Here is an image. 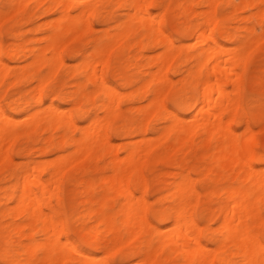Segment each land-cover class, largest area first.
<instances>
[{
    "label": "rangeland",
    "instance_id": "1",
    "mask_svg": "<svg viewBox=\"0 0 264 264\" xmlns=\"http://www.w3.org/2000/svg\"><path fill=\"white\" fill-rule=\"evenodd\" d=\"M17 1L18 0H0V59L5 63L6 67V73L5 71L4 73H0V78L4 77L3 79H0V110L5 113V121H8V123L10 122L8 120L9 118L17 120L15 122L11 121L8 126L10 130L5 134V139L6 141L9 140V142H7L10 144V146L5 144L6 146L8 145V154H4V151L7 150L3 149V153L1 152L2 154L0 157V159L3 158V161L0 162V212L5 208H12L17 203L22 190V183H19V179L25 169L32 168L34 165H41L42 167L49 166L50 169V166L55 162H58L60 157H67L66 154L70 156L73 153L75 146L70 142L58 144L61 135L67 134L71 142L77 141L84 136L83 126L87 127L94 118L97 121H103L106 119L103 123L106 126L107 139L111 145H113L112 148L110 147V150L112 151H110L109 148H99L88 153L86 156L84 155L86 153L77 154L75 160H78L79 157H81V160H78L77 163L75 162V165H73V163V166L69 165L70 163L67 164L66 167H71H67L68 169L63 172L62 177L60 175L58 176L57 180L60 182L57 186L58 192L55 191L56 188L53 186L51 187L53 188V191H51L52 193L50 192V194L46 195L47 200L49 199L50 203H52L50 204L52 209L47 207V209L45 208V212L52 213V211H54L53 209H55L57 213H59L56 214V219L59 221L58 223L62 221L59 226V229H61L59 234L60 239L64 241L67 237L70 238L78 246L80 245L79 247L84 249L88 254L99 255L106 253L105 261L108 264H135L134 262L137 264L139 262V257L135 256L134 251L138 249L140 241L143 238L142 236L144 235L128 239L125 233L126 230L122 229L121 233L123 234V239L114 245L117 247L109 250L107 253L106 249H110L109 245L113 244L111 241L113 235H107L102 246L96 248L89 247L86 238V241L85 239L82 241V233L80 231V225L82 222L79 217L81 215V204L86 196V187L83 184V181H86L87 183L90 180L93 181V183H97L95 197H101L104 193V188L102 189V187L99 186L101 183L99 180L103 176L111 175L113 173L112 165L115 160H117V157L120 159L126 155L123 147L126 144L131 145V142L133 143V141H140L143 137L144 139L152 138L157 146L150 151L148 156L151 157H147V159L140 164L139 168H141V173L138 169L137 171L131 172L129 175V182L132 183H130V186L133 191L135 190V196L144 195L147 202L149 208L146 211V216L149 223H152V225L155 223L154 225H157L155 212L159 210H164L167 215L166 225H169L172 222L174 204L171 201L170 196L167 194L168 187L174 181L177 173L182 172L185 175H189L193 189V194L189 198V202L191 201V206H189V208L191 207L190 213L201 229L198 236L199 241L210 249L209 253L213 257V264H223L219 260V254L215 251V239L219 236V225L223 215L220 209L225 204L226 197L222 194H217L216 192L230 186V184L237 185L239 183L238 181L241 179L237 177V180L235 175H233L235 168L232 163L228 164L225 160L217 158V146L219 145V141L215 139L217 138L216 136H214L210 143L206 144H204V136L202 135H197L193 139V144L187 142L184 145H178L174 139V135H172L170 139H166L164 142L161 141L162 143L157 140V136H159L160 132H162L165 127L171 124V120H165L161 116L162 114H159L158 110H155L156 112L154 111L152 115L146 114L148 113L147 107L153 95L149 90L142 89L141 91L139 88L141 87L140 85H142L141 82L144 80L142 78H146L148 75L146 72L156 69V66H152L155 65L154 62L162 53L163 49L159 46L153 45L140 51L137 50L138 48L135 50L133 46L130 48L128 47L129 50L126 49L127 47L121 48L117 46L114 47V49L110 48L109 51L106 52H110L109 56L106 54L107 60H104L106 63H104L102 67H99L100 69L98 68V73L102 74L105 81L111 87L116 88L120 92L121 98L118 101L119 114H116V117L110 115L107 116L103 108H101L100 103L106 99V94L97 89L95 83L82 69L85 57L90 59L94 55V47L97 44V39L103 37L102 39L107 41L108 33L113 34L123 22L127 21V13L129 12L128 7H130L131 0H96L99 4L95 0H83L94 4L96 2L94 11L88 13L87 26L81 25L78 32L75 30L76 32L74 31V33L71 32L60 36L59 55L62 62L56 71L57 73H53L55 76H52L53 74L51 75L52 71L50 70L49 65L33 64V53L42 50L44 47L43 51L47 54L46 56H51L52 50L49 49V46L47 45L50 41V35L55 31L56 20L59 18L58 16H60L61 7H54V5H51V0H20V2L18 1L19 3H17ZM74 1L75 0H72L71 2V15H76L79 12L77 6L79 2L78 0ZM241 1L242 0H216V3L215 0L152 1L150 8L153 14L155 15L157 13L156 15H158L161 12V27L165 35L171 38L177 46H182L181 44H183L181 52L176 49V54L167 69V83L159 85L157 88L159 92H161L160 99L162 100L164 107L167 108L168 111L177 113L176 115L183 120V126L187 127L196 115L195 110H199V108L206 102L207 97L211 99L209 96L203 97V93H201L202 90L205 89H203V87H205L203 78L205 77H200V79L198 77L197 80L196 76H201V73H203L202 76H204L207 71L212 69V65L215 64V61H212L207 68L208 70H206L204 66L206 63V57H195L196 53L199 54L200 51H203L205 43H202L201 45L200 43L197 45L195 43H197V37L205 26V17L209 16L214 18L213 22L216 19L214 23L210 20L212 24L209 22L211 25H208L209 27L207 26L208 29L206 30L208 31L206 32L208 35L213 33V37L216 39L217 43L220 44V46H217V48L219 47V50L216 48V53L221 55H216V57L218 56L222 60L230 59L235 53L231 54L232 48L236 51L242 44H244V46L246 45L244 54L245 62L237 76L240 79V82L238 87L235 88L236 92L234 90V93H232L234 97L236 96L239 105L236 108V114H234V116L230 111L229 115L228 113L223 114V121H228L231 119L230 117L233 116L230 120L231 128L239 136H241L240 131H243L241 132L242 135L246 131L245 126L252 129L255 132L258 141L254 148L255 153L257 155H264V39H262L264 37V3H262V1L257 3V1L254 0L256 3L254 1L252 2L256 4H254L255 6L253 3V6H245V4L242 3L243 1ZM21 2L22 5H25L22 6ZM39 3L41 5H39ZM48 6L49 8H47ZM237 7H239L238 11L236 10ZM208 12H210V14ZM142 33L143 31L138 27L127 35L130 37L128 40L142 39V41L146 43L147 40ZM64 40L66 41V45L61 48V45L65 42ZM255 42L257 44H254ZM235 47L237 48L235 49ZM28 48L33 49L29 50ZM11 49H17V53L12 57H7V52ZM4 51L6 52L4 53ZM104 57L105 54L102 59H105ZM204 58L205 61H203ZM29 62L32 64H28ZM201 63H203V65ZM228 71L230 70H227V73H230ZM120 76H126L130 79V84L128 83V86L122 84ZM193 77H195V79ZM233 77L236 78L235 76ZM180 78L182 81H179ZM140 79L141 81H139ZM39 83H41L40 85L43 84L41 89L36 85H39ZM78 84H81V86ZM231 87L232 86L229 83L224 88L227 92H232V88L234 87ZM36 88L39 89L40 95L38 98L40 99L35 97L38 95V93L35 94ZM160 89L163 90L160 91ZM135 91L138 93L136 94ZM163 91H165V93ZM75 92H78L77 97L73 95ZM84 92L90 95L88 99H83L82 96ZM122 93H125L128 96H131L130 93H134L132 97L134 95L135 97L132 99L130 97L129 99L127 96L125 98V94L122 95ZM163 93L164 95L162 96L161 94ZM229 94L231 96V93ZM214 95V97H217V93L215 94L214 92ZM221 101H224L223 103L226 102L225 99ZM49 106H53L60 111H66L69 109L70 111H66L67 113L69 112L67 117L71 116L70 119L72 120L73 125L75 124L78 128L73 127L71 123L68 122L70 121L68 118L67 121L65 120L60 124H55L53 120L47 121V118L36 117L39 116L42 108L44 109ZM214 108L218 109L216 106L211 109L214 110ZM82 109L84 112H81ZM213 110L210 113H213ZM32 114H34V116H32ZM209 115L212 116L211 120H213V114L202 113L197 114V119ZM146 116H148L149 119ZM7 117L9 118L7 119ZM37 118H40V120L43 119V122L38 125H33L35 122H40ZM37 120L39 121L37 122ZM27 122L31 124L32 128L35 126L36 128L34 130L30 129V124L28 125ZM122 124H127V126L133 125L134 127H140L139 125L141 124L142 127L144 126L147 128V134L144 136L136 134L127 135L125 133L118 134V132H116L117 128L121 127ZM28 130L30 131L28 132ZM52 134H54V136H52L54 139L51 137ZM152 139L148 142L152 141ZM51 142H54V144L52 145ZM55 143H57V145H55ZM5 145L3 146L5 147ZM40 147H42L43 151ZM107 150L110 152L108 153ZM57 156H59V159ZM215 160H217V163ZM73 161L74 160H72V162ZM252 162L257 168H262L264 166V163L259 161L257 156L252 159ZM208 164L216 165L212 176L207 175ZM40 169L36 172L41 174L43 179L46 180L49 177V169ZM184 170L186 172H184ZM142 174L143 179H140L142 182L139 180V183L135 184V178ZM59 177H61L60 180ZM142 187L144 189H142ZM145 189H147V191ZM54 191L55 194H53ZM36 192L37 194L40 193L39 190H36ZM109 194H111L109 200L110 205L121 202V198L115 196L113 192ZM196 194L197 197L194 196ZM159 198H161V200L158 201ZM202 198L203 200H201ZM151 206L153 207L150 208ZM263 211L264 204L261 205L260 218L255 221L254 225L257 228L261 225L260 228H256L259 230V233L256 229H254V231L256 234L258 233V238L264 244V237H261L264 236ZM14 217L15 216L0 218V264H44L43 261V263H40L41 261L36 262L34 257L31 262L27 263L24 261V256L22 254L17 255L16 263H10L7 260L9 252L13 253L16 249L14 241L18 240L20 235V233L7 230V227H9L10 224L14 226V222L15 225H17L24 221L22 216ZM40 239L41 236L36 234L34 240L37 241ZM78 240L82 244H79ZM28 241L29 240H24L26 243ZM154 242L156 244V239ZM104 243H107V245ZM153 255L154 253L152 256ZM40 256L42 257L41 254ZM236 260L238 261V258H236ZM183 263L184 257L182 253H172L168 251V249L159 250L158 255L153 258L152 263L150 262V264ZM64 264L77 263L66 262Z\"/></svg>",
    "mask_w": 264,
    "mask_h": 264
},
{
    "label": "bare ground",
    "instance_id": "2",
    "mask_svg": "<svg viewBox=\"0 0 264 264\" xmlns=\"http://www.w3.org/2000/svg\"><path fill=\"white\" fill-rule=\"evenodd\" d=\"M18 1L20 2V0ZM18 1L17 3H19ZM152 1L153 0H131V3L129 5L130 7H128L129 12L127 13L128 15L127 21L123 22L119 26V28H117V30L113 32V34L108 33L107 41H104L102 39L103 37H100L97 39V42H96L97 44L94 47L95 48L94 55L90 59L88 57H85V59L83 60L82 69L86 72L89 78L95 83V85L97 86V89L105 92L106 94V99L100 103L101 108H103L107 116L110 115L112 117L113 116L116 117V114L117 115L119 114L118 101L121 98L120 92L116 88L111 87L105 81L102 74L98 73V68L102 67L103 64L106 63V61H104V60H107L106 54H108L109 56L110 52L109 53H106V52H108L110 48L114 49V47H117V46L121 48L127 47L126 49H128V47L130 48L133 46L135 50L136 48H138L137 50H140V51L144 50L145 48H149L153 45L159 46L163 49L162 53L158 56V58L156 57L157 59L154 62L155 65L153 64L154 66H152V67L156 66V69L150 72L147 71L148 73L146 72V74H148L147 77L149 78L147 77L142 78L144 80L141 82L142 85H140L141 87L139 88L141 89V91L142 89L149 90L150 93L153 95L147 107L148 113L146 114L152 115V113H154L155 110L156 111L158 110L159 114H162L161 116L165 120L167 121L171 120V124H169L167 127L164 128L162 132H160L159 136H157L158 138L157 140L160 142L161 141L164 142L166 139H170V137L174 135V139L177 142V144L184 145L187 142H190L191 144H193L194 142L193 139L197 135L198 136L202 135L204 136L203 141L205 142L203 143L206 144V143H210L213 140L214 136L217 137L215 138L219 141V145L217 146L218 155L216 154L217 158L225 160L228 164L232 163V165L235 168V172L233 175H235V178L238 177L241 180L239 179L240 181H238L239 183L237 185L230 184V186L222 189L221 191L216 192L217 194L224 195L226 197V202L223 205V207H221L220 209L223 215H222V219L219 225V236L217 239H215V244H216L215 251L219 254V260L223 264H264V244L263 242L260 241V239L257 236V234L259 233V230L257 229L260 228L261 225L258 228L254 226L255 221L258 218H260L261 205L264 204V166L262 168H257L253 165L254 163L252 162V159L255 156H257V159L264 163V155L262 154L257 155L255 153L254 148L256 147V144L258 141L256 139L255 132L252 129L245 126L246 131L243 133V135L241 133L243 131H240L241 136H239L231 128V123H230V120L232 119L234 114H236V108L239 105L236 96L234 97L232 93H234L235 88L238 87L239 82H240V79L237 76L245 62L244 54H245L246 45L244 46V44H242L239 47L237 46L238 48L235 47V49L237 48L236 51L232 48L231 54L234 52L235 53L233 54V57H230V59H226V60L220 59L218 56L221 54L218 55V53H216L217 51L216 48L217 46H220V44H218L216 39L213 37L212 35L213 33L210 34L209 32L210 35L206 33L208 32L206 31L208 27L212 23H214L216 19L213 22L214 18H211L209 16L205 17L206 19V21L204 20L205 26L204 28H202L203 30L199 33L197 37L198 39L197 43H195L196 45L198 43H200V45L202 43L203 44L205 43V48L203 49V51H200L199 54L196 53L195 57L197 58L203 57V56L206 57V63L204 64L206 70H208L207 68L211 64L212 61H215L214 62L215 64L212 65L213 66L212 69L210 71H207L204 76H202L203 73H201V76H200L199 75L200 72H199L198 73L199 76H196V79L198 80V77L199 79L200 77H205L203 78L204 82L202 80L205 86L203 87V89L204 88L205 89L202 90L201 93H203V97L209 96L211 97V99L207 97L209 99L208 100L205 97L206 102L199 108V110L197 111L195 110L196 115L192 119L191 123L188 124L187 127H184L182 124L183 120L176 115L177 113L168 111L167 108L164 107V105L162 104V100L160 99L161 92H159L157 88L159 85H163L167 83V76H166L167 69L173 57L176 54L175 52L176 49L181 52L183 44H181L182 46H179V45L177 46L171 38L165 35L161 27V17H162L160 15L161 12L158 15H156L157 13L155 15L153 14L150 8L152 5ZM242 1L241 2L245 4V6H248V5L253 6L256 3L255 1H257V3L261 1L262 3H264V0H255V1L254 0H242ZM252 1H254L255 3ZM51 2H52L51 5H54V7H57V6L61 7L60 16H58L59 18H57L56 20L55 31L50 35L49 37L50 41H49V44L47 45L49 46V49L52 50V53H51V56L47 57L46 56L47 54L44 53L43 51L44 49L43 47L42 50L33 53V56H34L33 64L49 65L50 70L52 71L51 73L52 75L54 72H55L54 74L57 73L56 71L58 67H60L59 65H61V62H62L60 55H59L60 54L59 53L60 52L59 51L60 36H63L71 32L74 33L75 30H77L78 32L79 31L78 29L81 27V25L87 26L88 25L87 16L89 15L88 13H90L91 11L92 12L94 11L97 1L94 4V3L85 2L83 0L81 1L78 0L79 3L77 2L78 3L77 6L79 8V12L76 15L70 14V7H71L72 0H51ZM215 3H216V0H215ZM21 5H22V2H21ZM39 5L41 4L39 3ZM47 8H49V6ZM238 8L239 7L235 9L238 11L239 10ZM208 13L210 14V12ZM210 20L212 21V23L210 22ZM138 27L143 31L142 34L144 38H146L147 40L146 43H144L142 39L141 40L137 39V40H132V41L128 40V38L130 37H128L127 35ZM262 39H264V37ZM65 43L66 41L64 42L63 45H61V48H63V46L66 45ZM254 44H257V43L255 42ZM5 52L6 51H4V53ZM15 53H17V49H11L9 52H7V57H12ZM104 54H105V57H104L105 59H102ZM216 55L218 56L216 57ZM203 61H205V58ZM203 63L201 64L203 65ZM28 64H32V63L29 62ZM25 67H28V66H25ZM5 70H6L5 63L0 59V73H4ZM227 70H230L228 71L230 73H227ZM54 74L52 76H55ZM233 76H235L236 78H234ZM3 78H0V79H3ZM181 78L179 79V81L180 80L182 81ZM193 78L195 79V77ZM129 80L130 79H128L126 76L121 77V82L125 86L126 85L128 86ZM139 81H141V79ZM229 83L231 84L232 87H234V88L231 87L233 89L232 92H227L226 89L224 88ZM40 84L41 83H39V85ZM46 84H47V81H46ZM36 85L38 86L39 89H41L43 86V84L40 85V87L38 84ZM78 85L81 86V84H78ZM38 88H36L35 90V94L38 93V95L37 96L34 95L37 98L40 95ZM161 90L163 89H160V91ZM136 91H139V90H136ZM163 92L165 93V91ZM214 92L215 94L217 93L216 95L217 97H214L215 96ZM137 93L138 92H136V94ZM164 93L161 95L163 96ZM229 93H231V96ZM77 94L78 92H75V94L73 95L77 97ZM123 94L125 93H122V95ZM130 94L131 96H128L127 94H125L124 97L126 98L128 96L129 99L130 97L131 99L135 97V95L132 97L134 93H130ZM89 96H90L89 94L84 92L82 97L83 99H88ZM224 99L226 101L225 103H223L224 101L223 102L221 101ZM215 106L218 109H215V108L214 110L211 109ZM212 110H213V113H210L212 112ZM66 111L65 110L60 111L54 108L53 106H49L44 109L42 108L41 112L39 113V116H36V117L47 118L46 119L47 121L53 120L55 124H60L64 122L65 120L67 121V118H68V120H70L68 122L71 123L73 127H77L75 124H74L75 126L73 125L72 120L70 119L71 116L67 117V114L69 115V112L67 113ZM229 111L233 116L231 115L232 117H230L231 118L230 120L223 121V114L228 113L229 115ZM81 112H84L83 109L81 110ZM201 113L202 114H213V120H211L212 116L210 115L205 116L201 119H197V114H201ZM40 114L42 115L44 114L45 116L44 115L42 116ZM32 116H34V114H32ZM146 117L148 118V116ZM5 118H6L5 113L0 110V157H1V154L3 153V149L7 150L8 145L10 146V144H8L9 140H7L8 141L7 142L5 139V134L8 133L10 130L8 126L11 123V121H14V122L17 121L16 119H12V118L10 119L9 117H7V119L9 118L8 120L10 121L8 123V121H5ZM37 119L40 120V118H37ZM39 120H37V122ZM42 120H40L39 123L35 122V124L33 125L41 124V122H43ZM105 120L97 121L95 120V118L91 120L88 126L86 125L87 127L83 126L84 136H82V138L77 141L71 142L67 134L61 135V139L59 140L58 144L70 142L72 145L75 146V149L74 151L72 150L73 153L70 156L66 154L67 157L63 156V158L60 157V160L58 162L54 161L55 163L53 165L51 164L52 166H50L51 167L50 169H49V166L42 167L40 165L41 166L40 167L39 165L38 166L34 165V167L32 168L30 167L27 170L25 169V171L22 173L19 179V183H22V190H21L20 197L17 203L12 208H9V209L5 208L0 212V218H6L9 216L11 217L15 216L14 218H16V216H22L24 218L23 222L17 225H15V222H14V226L10 224L9 227H7V230L20 233L18 240L14 241L16 245V249L13 251V253L9 252V254L7 255V260L10 263H16L17 255L22 254L24 256V261H26L27 263L31 262L34 257L36 262L41 261L40 263L44 262V264H54V263L64 264L66 262H70V263L76 262L77 264H108L105 261V258H106L105 255H107L106 253H102L99 255L88 254L84 249L79 247L80 245L78 246L70 238L67 237L64 241H62V239H60V236H59L60 230H61L59 229L60 228L59 226L62 221L58 223L59 221H57L56 219V214H59V213H57L55 209H53L54 211H52V213L45 212V208L47 209V207H49V209H52V206L50 205L52 203H50L49 199L47 200L46 195L50 194V192L53 191V188H51L53 186L54 188H56L55 191L58 192L57 186H58V183H60L57 180L58 176L60 175L62 177L63 172H65L68 169L67 167L69 166L66 167L67 164L70 163L69 165L73 166L75 165V162L77 163L78 160H81L80 159L81 157H79V159L77 158L78 160H75L76 159L75 156L77 154L86 153L84 154L86 156L88 153H91L93 150H96L99 148L101 149L109 148V150L112 148L113 145H111V143L107 139L106 126L103 123ZM29 124L30 123H28V125ZM123 124L121 127H118L119 130L117 128L116 132H118V134L125 133L127 135L136 134V135H142V136L147 134V128L144 126L142 127L141 124L140 125L138 124L140 127H134L133 125L127 126V124L126 125H123ZM30 127H31L30 129H33V130L36 128V126L35 127L33 126L34 128H32L31 124H30ZM29 131L30 130H28V132ZM26 133H27V130H26ZM52 136H54V134H52L51 137ZM52 139L54 138L52 137ZM151 139L150 138L144 139L143 137L140 141H137V142L133 141V143L131 142V145L126 144L123 147V150L126 152V155L123 158L121 157L120 159L117 157V160H115V162L112 165L113 173L111 175H105L99 180L101 181L99 186H101L102 189L104 188V193L101 195V197L99 198L95 197V190H96L97 183H93V181H90V180L87 183L86 181H83L84 183L82 182L86 187V196L81 204V213H80L81 215L79 214L80 217L78 216L82 222L80 225V231L82 233V241L86 238L88 240L87 242H88L89 247L96 248V247L102 246L105 240V237L111 234L113 235L112 237L113 239L111 238V241L113 244L109 245L110 249L109 248H107L108 250L106 249V252L108 253L109 250H112L115 247H117V246H114L116 243L120 242L123 239L122 238L123 234L121 233V230L125 229L126 230L125 233L128 239H132L134 237L144 235L142 236L143 238L140 241V245L138 249L134 251L135 256L139 257L138 258L139 262L137 261L138 262L137 264H150V262L152 263L153 258H155V256L158 255L159 250H162V249H168V251L172 253H182L184 257L183 264H213L212 263L213 257L209 253L210 249L207 248L205 245L202 244V242L199 241L198 236L201 232V229L199 228L195 218H193L192 214L190 213L191 207L189 208V206H191L190 205L191 201L189 202V198L193 194V189L191 186V179L189 175H185L182 172L177 173L174 181L168 187L167 194L170 196L171 201L174 204L172 222L169 225H166L167 215L164 210H159L155 212L156 219L154 217L153 218L157 221V225H154L155 223H153V225L152 223H149L147 216H146V211L149 207L147 206V202L144 198V195H141L142 197L141 196L136 197L134 193L135 190L133 191L130 186L131 182H129V175L131 174V172L137 171L139 169V172L141 173V168H139L140 164H142L145 161V159H147V157H151V156H148L150 154V151H152L154 147L157 146V144L153 142V139L152 141L148 142ZM51 143L52 145L54 144V142H51ZM5 144H8V145L6 146ZM3 145H5V147ZM55 145H57V143H55ZM40 149L43 151L42 147H40ZM110 151H108V153ZM4 152H5L4 154H6L8 150ZM59 156H57L58 159H59ZM2 159H0V162L3 161ZM72 160L74 161L72 162ZM215 161L217 163V160ZM215 166L216 165H211V164L207 165V172H208L207 175L212 176L214 174ZM40 168L42 170H45L47 168L49 169V172H48L49 177L46 180L43 179L41 174L36 172ZM205 169H206V165H205ZM184 172L186 171L184 170ZM141 176H137L135 178L134 180L135 184L139 183L140 179H143V174ZM61 177H59V180ZM140 182H142V180H140ZM142 189L144 188L142 187ZM36 190H39L40 193L37 194ZM145 190L147 191V189ZM55 191L53 194H55ZM111 192H113L115 196L120 197L121 202L110 205L109 200H110L111 194L109 193ZM194 196L197 197V194ZM146 199H147V196H146ZM159 200H161V198H159L158 201ZM201 200H203V198ZM152 207L153 206H151L150 208ZM254 229L258 231L257 234L255 233ZM36 234H39L41 236L40 240H37V241L34 240ZM261 237H264V236H261ZM155 239H156V244L154 242ZM24 240H29V241L26 243L24 242ZM107 243H104V244L107 245ZM79 244H82V243H80L79 241ZM153 253L154 255L152 256ZM40 254L42 255V257L40 256ZM236 258H238V261L236 260ZM134 263L136 264V262Z\"/></svg>",
    "mask_w": 264,
    "mask_h": 264
}]
</instances>
